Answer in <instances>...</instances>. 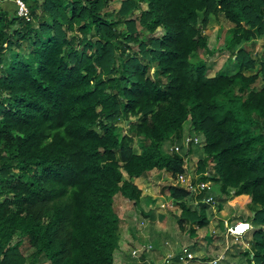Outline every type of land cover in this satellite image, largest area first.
Returning a JSON list of instances; mask_svg holds the SVG:
<instances>
[{
    "label": "trees",
    "instance_id": "1",
    "mask_svg": "<svg viewBox=\"0 0 264 264\" xmlns=\"http://www.w3.org/2000/svg\"><path fill=\"white\" fill-rule=\"evenodd\" d=\"M0 1L16 8L0 5V264H115V196L138 205L143 190L133 180L183 173L194 147L171 153L164 144L181 143L187 124L189 135L205 138L198 180L217 185L197 196L169 187L180 228L190 224L195 236L210 221L204 198L234 190L249 201L246 220L262 226L247 264H264V52L254 59L240 49L235 74L208 76L205 33L209 16L223 15L234 25L233 45L256 39L264 34V0H124L118 21L101 14L110 0H21L28 18L16 0ZM140 2L148 5L139 20L144 41L132 19ZM159 28L163 36L151 37ZM24 43L29 53L20 59ZM257 64L259 74H244ZM139 137L147 146L136 152Z\"/></svg>",
    "mask_w": 264,
    "mask_h": 264
},
{
    "label": "rangeland",
    "instance_id": "2",
    "mask_svg": "<svg viewBox=\"0 0 264 264\" xmlns=\"http://www.w3.org/2000/svg\"><path fill=\"white\" fill-rule=\"evenodd\" d=\"M123 2L124 0H110L102 9L101 14H107L106 18L109 20L118 21L119 11ZM139 5L140 8L133 12L132 19L135 20L137 34L140 36V39L144 41L149 37V33L140 25L139 20L141 11L147 10L148 5L146 2H140ZM8 10H10L12 14L16 12L14 6L9 7ZM40 11L39 9L38 13ZM38 26V23L35 24V29L39 30ZM233 26L234 25L225 19L223 15L213 14L209 16V23L205 29V33L209 37V47L213 55L207 59L208 76H214L218 73L235 74L238 70L235 53L240 49H245L247 52L251 53L254 59H259L261 55H263L264 34L258 35L256 39L233 45L231 43L233 39L231 29ZM118 29L123 33L127 32L126 23L122 22L118 24ZM74 34L75 33L69 31L68 37L70 38L74 36ZM163 34V29L159 28L151 37L161 38ZM89 37H91V35H89ZM27 45L28 43H24L22 48L17 49V52L23 54L20 59L28 55L29 50L27 49ZM129 45L131 46V54L139 51L138 44L131 42ZM81 48V45L76 46V50L78 51ZM118 55H120V53H118ZM5 58V65L9 64L11 57L8 52ZM192 60L197 61L198 59ZM118 62L120 63V61ZM0 68H2V66H0ZM260 71L261 65L257 64L255 65V69L246 71L244 74L246 76H252L259 74ZM263 86L264 82H260L258 89ZM117 124L122 132L126 133L128 124L125 123L124 120H119ZM189 129L190 125L187 124L184 130V136L188 135ZM198 136L201 137L202 135ZM146 146L147 141L143 137H139L134 144V150L140 152ZM170 146H172V144L166 142L164 144V149L168 150ZM202 148L203 147L199 145L194 146L192 153L194 161L199 160L200 157L203 156ZM208 170H210V168H208L207 171ZM123 174L124 179L128 180L129 177L127 174L125 172H123ZM133 181L143 190V195L139 204L136 205L133 201L124 198L121 194L116 195L114 201V209L118 215L121 216V238L119 248L115 251V254H117V262H119L118 259L121 256L125 260L121 264H148L144 263L145 261L143 262L142 260L132 258L131 251L143 244H152L154 250L150 255L153 260L150 259L149 261L151 263H149L162 264V259L168 252L176 253L182 247L196 244L197 246L193 247L192 251L200 262L196 260L192 264H209V261L217 258L221 254H225V260L221 261L219 264H247V260H249V243L252 239V234L262 226L257 227L253 224V230L247 234L246 238L239 241L233 238L226 239L224 235L225 229H222L226 223L232 224L242 218H251L253 211L250 209L247 199H244V197H241V200L236 198L234 190H231L228 195L221 196L216 189L213 195L220 205L215 208V211L208 207V212L210 214L208 225L201 229H197L195 236H191L190 224H187L184 230L179 226L182 211L180 204L173 199L170 194L169 187L174 186L176 182L175 178L169 172L154 171L149 177ZM187 204L191 210H197V207H195L197 206L196 201L192 203L188 201ZM222 209L227 210V217L235 221L231 222L229 219H225L224 221L221 220ZM21 250L25 255H28L30 252L28 243H25ZM154 255H157L159 258H155Z\"/></svg>",
    "mask_w": 264,
    "mask_h": 264
},
{
    "label": "built area",
    "instance_id": "3",
    "mask_svg": "<svg viewBox=\"0 0 264 264\" xmlns=\"http://www.w3.org/2000/svg\"><path fill=\"white\" fill-rule=\"evenodd\" d=\"M16 5L18 8V14L23 17L29 15V11L25 3L21 0H16ZM203 139V142H202ZM205 139L202 135H186L182 139L181 143L172 144L169 147V152L171 153H182L184 150H189L190 148L199 145L204 146ZM197 161H194L192 154H189L184 159V172L179 174L175 178L176 186L185 188L191 191L195 196L201 194L204 191H210L215 186L214 180L209 181H199V175L197 173ZM211 172L208 170L205 175L211 178ZM197 202V201H196ZM204 203L208 204L209 207L215 211V208L218 207V202L212 196L205 197L203 200ZM253 230L252 223L246 219H240L235 223H226L225 225V237L233 238L236 241L243 240L248 233ZM154 247L152 244H143L141 246L132 249L131 256L132 258L142 260L143 262H148V255L152 254ZM197 256L190 249V245L182 247L178 252H168L164 255L162 259V264H192L196 261ZM225 260V254L219 255L217 258L209 261V264H219L221 261ZM199 261V260H198ZM200 262V261H199Z\"/></svg>",
    "mask_w": 264,
    "mask_h": 264
},
{
    "label": "crops",
    "instance_id": "4",
    "mask_svg": "<svg viewBox=\"0 0 264 264\" xmlns=\"http://www.w3.org/2000/svg\"><path fill=\"white\" fill-rule=\"evenodd\" d=\"M0 3H1V5L2 6H4V7H7V9L9 8V7H12V6H15L14 5V1H10V2H5V3H3V2H1L0 1ZM228 211L227 210H225V209H222V213H221V220H225V219H229L228 217ZM239 219V218H238ZM237 219V220H238ZM243 219V218H242ZM231 222H234L235 220H231V219H229ZM222 229H225V226H223V228ZM217 233V232H216ZM246 238V237H245ZM119 256V255H118ZM154 257L155 258H157L158 256L157 255H154ZM159 258V257H158ZM150 259H152L151 258V255L149 256L148 255V262H144V263H148V264H150L151 262L149 261ZM153 260V259H152ZM118 261L119 262H117V254H115V264H121L122 262H124L125 260L123 259V257H119V259H118ZM150 262V263H149Z\"/></svg>",
    "mask_w": 264,
    "mask_h": 264
}]
</instances>
